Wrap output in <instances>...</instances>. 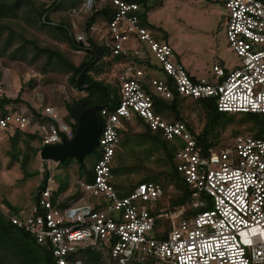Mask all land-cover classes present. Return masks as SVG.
<instances>
[{"label":"built area","instance_id":"built-area-1","mask_svg":"<svg viewBox=\"0 0 264 264\" xmlns=\"http://www.w3.org/2000/svg\"><path fill=\"white\" fill-rule=\"evenodd\" d=\"M111 1L116 12L106 23L104 40L110 55L142 58L148 53L158 70L148 77L131 61L116 64L119 102L113 111H99V159L92 180L78 184L77 199L64 192L57 195V185L48 175L44 187L32 194L27 213H2L38 244H47L53 264H83L73 256L86 249L107 255L106 260L116 264H264V139L238 135L229 144L205 152L197 132L155 114L145 90L151 87L164 100L174 94L213 100L221 113L264 115V0H216L227 12L225 37L238 64L232 70L216 64L210 77L199 79L174 62L169 44L154 40L141 27L136 4ZM92 5L93 0H87L73 13L88 12ZM85 40V34L76 39L81 44ZM153 73L170 82L152 77ZM39 113L43 123L6 109L0 130L36 134L42 147L72 137L55 107L46 106ZM134 117L160 131L174 148L176 170L190 193L186 207L153 215L154 204L163 196L160 185L141 183L123 197L111 186L115 149ZM157 219L171 223L166 234L156 228Z\"/></svg>","mask_w":264,"mask_h":264},{"label":"rangeland","instance_id":"rangeland-1","mask_svg":"<svg viewBox=\"0 0 264 264\" xmlns=\"http://www.w3.org/2000/svg\"><path fill=\"white\" fill-rule=\"evenodd\" d=\"M36 1L44 2L46 5L52 2L51 0ZM150 1L156 5L147 13L148 26L156 35H166L167 38L164 42L173 49L174 62L181 63L192 76L197 79L208 78L211 75L212 67L216 64L222 65L227 70H232L238 64V58L229 49L225 37L227 12L221 2H207L206 0ZM88 12L80 11L74 14L72 11L68 14V8L57 9L51 13L50 18L53 23L68 19L71 33L76 40L78 36L84 35V25ZM17 22L21 29H25L23 34L25 40H31L40 47L58 49L74 64H80L88 59L89 55L86 51L71 49L56 32L37 23L26 24L20 20ZM94 28V30H90V36L99 42L105 40L106 28L103 21H98ZM21 43V39L17 38L5 56L0 59V87L3 96L15 99L20 94V102L10 104L6 109L10 112L29 114L30 110L27 105L39 112L46 106H52L58 110L64 122L65 119L63 120V118L67 115L64 104L70 103L71 100L85 98V93L69 86L68 75L61 65L56 70L49 68L46 74H41L39 68L44 61L43 57L34 58L35 53L30 45L17 50ZM85 43H87V39ZM109 58L108 55L103 57V72L99 75L92 72V75L96 80L114 84L117 69L116 65L107 63ZM106 67L109 69L107 70ZM151 76L161 77L159 73H153ZM165 79L170 82L166 76ZM184 106L186 108L184 115L188 116L187 122L193 126L195 131L199 132L204 124L200 107L190 103H185ZM252 124L250 121H245L241 116H234L231 122H227L224 127L218 128L217 145L222 147L229 144L236 134L251 136ZM130 128L133 129V134L143 131L142 127H136L130 123L128 126L126 125L124 133H127ZM12 134L13 131L0 130V211L2 212L9 211L7 208V204H9L27 213L30 198L41 183L45 171L55 179L56 184L58 182L67 184V190L64 193L74 194L75 186L80 182H85L86 175L92 169V162H95L99 155L98 148H96L84 158L82 164L75 159H66L55 164L41 161L38 152L29 167V171L36 174L24 178L19 164L11 161V148L8 138ZM130 134L128 133L129 136L137 139ZM122 138L123 136L119 142L123 141ZM31 144L38 146L36 140L32 141ZM119 154H122L123 166H119L111 184L113 187L122 184L125 191L128 192L134 190L137 182L147 175L160 173L167 169L163 155L155 150L152 151L149 159H146L142 149H135L133 152L129 148H119L117 156ZM115 165L117 166V162ZM89 167L91 168L88 170ZM159 184L163 187V196L153 206L156 215L159 214V210L172 211L169 200L175 196L174 188L170 183L160 180ZM189 202L183 206L186 207ZM157 221L161 226L158 230L164 233L165 229L162 225L166 221L164 219H157ZM154 235L158 234L155 232ZM106 259L107 255H102L103 264H116L111 259L108 261Z\"/></svg>","mask_w":264,"mask_h":264},{"label":"trees","instance_id":"trees-1","mask_svg":"<svg viewBox=\"0 0 264 264\" xmlns=\"http://www.w3.org/2000/svg\"><path fill=\"white\" fill-rule=\"evenodd\" d=\"M49 5L44 2L36 0H0V59H2L6 52L12 47L16 39H21L22 43L17 47V50L23 49L26 45H30L35 55L34 58L43 57L44 61L39 68L41 74H46V71L50 68L56 70L61 65L66 74L68 75V84L70 87L77 91L85 93V98L91 100V105H98L101 108H108L113 111L119 102V84L115 78L114 84H108L104 81L96 80L92 72L99 75L103 72V57L108 55L109 64L116 65L121 62L131 61V63L142 68L146 75L149 77V72L157 69V65L152 61V58L148 53L142 58H123L119 56H111L110 50L105 41H98L90 36V30L98 23L103 21L106 28V23L111 20V17L116 12V7L111 0H93V5L89 10L85 25L84 34L87 39V43L81 44L77 42L71 33V26L68 19H62L59 23H53L50 15L57 9H67L68 14L72 11H79L83 4L87 0H51ZM126 3L136 4L138 10L136 12L139 24L141 27L147 28L152 37L156 41L164 42L166 40L165 34L156 35L153 30L150 29L147 22V13L152 10L156 4L150 0H121ZM207 2H217L216 0H206ZM68 3L66 6L65 4ZM24 8V10H22ZM21 10V11H20ZM20 11V12H19ZM24 22L26 24H39L42 27L56 32L61 40H64L73 50H84L89 55L88 59L80 64H74L65 54L58 49L49 47H40L33 41L25 40L23 34L25 29L19 27L17 21ZM20 31V32H19ZM56 37V36H55ZM84 45V46H83ZM101 60V61H99ZM100 62V63H98ZM108 64V66H109ZM108 70L109 68L106 67ZM161 78L165 79V76L161 74ZM114 88V89H113ZM145 90L150 94L153 103V110L156 115L160 116L167 123H184L190 132H197L193 126L186 120L187 115L185 112V103L194 104L199 106L204 118V124L202 128L197 132V142L203 149L216 148L218 144L219 136L217 134L218 128L224 127L227 122H231L234 116H241L245 121L252 122L251 132L252 137L256 139H264V115L260 114H229L221 113L216 110V106L213 100L195 101L191 99H183L175 94L169 100L159 98L154 90L146 86ZM71 100L70 103L64 104L67 111V115L64 123L70 127L71 134L73 136L76 123L73 120L70 111L71 108L79 101ZM20 102V94L15 99H9L7 97L0 98V116L6 113V107L10 104ZM30 110L29 114H26L32 122L43 123L45 119H42L38 110L27 105ZM136 127H142L143 131L133 134V129H129L127 133H122V142L117 144L115 149L112 172L113 177L119 166H123L122 154L117 156V152L120 149L132 150L142 149L146 159H149L152 151H158L163 155L167 169L163 172L150 174L142 178L137 182L135 187L141 183L152 182L159 184L160 180L170 183L175 191L174 198L170 199V206L172 211L186 205L189 202L190 193L182 176L176 170V160L174 158V148L171 143L165 140L160 131H152L147 125H145L140 119L134 117L131 121ZM130 123H127L128 126ZM134 135L137 139L128 135ZM240 134H236L234 137ZM64 137V135H62ZM11 148V161L18 163L24 178L32 177L34 172L29 171L31 162L34 160L35 155L43 148L40 144V139L36 134H29L27 132H21L19 130L13 131V134L8 138ZM37 141L38 146H32V141ZM121 141V140H120ZM120 145V147H119ZM135 148V149H134ZM72 159L73 158H68ZM99 159V155L96 161ZM84 160V159H83ZM95 162H92L94 165ZM117 162V166L115 165ZM82 164V163H81ZM92 165V169H93ZM91 167L88 168V170ZM92 169L86 175L85 182L92 180ZM87 170V169H85ZM48 176V172L45 171V175L42 178L37 190L42 189L45 184V179ZM55 181V179H54ZM56 183V181H55ZM56 194H62L67 190V184L58 182ZM113 187V185L111 184ZM161 186V185H160ZM134 187V188H135ZM78 184L75 186L74 194L70 199H77L80 196L78 191ZM163 188V187H162ZM118 196L123 197L131 192L125 191V187L121 184L117 187H113ZM184 205V206H185ZM9 209L8 215L18 216L21 209L12 207L7 204ZM153 211L152 214H155ZM188 212L185 213L187 215ZM163 220V219H162ZM163 223L162 227L165 229L163 234H166L170 229L171 223L168 220ZM159 221L156 220V228H160ZM158 237V235H156ZM160 236L159 238H161ZM79 259L83 264H103L102 254L93 251L91 249L78 251L73 258ZM53 256L50 247L47 244H38L36 240L25 233L21 229L14 226L8 219L7 215L0 211V264H53Z\"/></svg>","mask_w":264,"mask_h":264},{"label":"water","instance_id":"water-1","mask_svg":"<svg viewBox=\"0 0 264 264\" xmlns=\"http://www.w3.org/2000/svg\"><path fill=\"white\" fill-rule=\"evenodd\" d=\"M91 100H79L70 111L76 128L70 139L63 138L60 143L48 145L40 149L39 158L44 162H59L68 158L82 163L83 159L96 149L101 132V118L98 105H91Z\"/></svg>","mask_w":264,"mask_h":264}]
</instances>
